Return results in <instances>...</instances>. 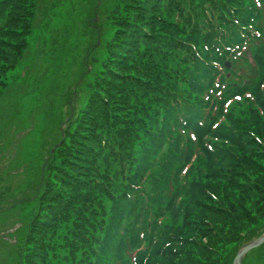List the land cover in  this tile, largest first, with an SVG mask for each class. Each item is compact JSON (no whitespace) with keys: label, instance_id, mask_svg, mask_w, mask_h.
Instances as JSON below:
<instances>
[{"label":"trees","instance_id":"1","mask_svg":"<svg viewBox=\"0 0 264 264\" xmlns=\"http://www.w3.org/2000/svg\"><path fill=\"white\" fill-rule=\"evenodd\" d=\"M37 3L0 0V91ZM109 19L17 264H234L264 227V0H119Z\"/></svg>","mask_w":264,"mask_h":264},{"label":"rangeland","instance_id":"2","mask_svg":"<svg viewBox=\"0 0 264 264\" xmlns=\"http://www.w3.org/2000/svg\"><path fill=\"white\" fill-rule=\"evenodd\" d=\"M117 1L38 0L29 47L0 91V264L18 263L17 248L35 212L38 171L69 119L67 99L77 98L79 104L85 99L89 76L76 83L84 49L95 42V34L109 38ZM92 18L102 26L99 33ZM92 65L93 71L100 68V63ZM255 235L253 241L264 235V227ZM262 245L251 249L242 264H264Z\"/></svg>","mask_w":264,"mask_h":264},{"label":"water","instance_id":"3","mask_svg":"<svg viewBox=\"0 0 264 264\" xmlns=\"http://www.w3.org/2000/svg\"><path fill=\"white\" fill-rule=\"evenodd\" d=\"M264 243V235L258 240L248 243L237 254L234 260V264H242V258L253 248H256Z\"/></svg>","mask_w":264,"mask_h":264}]
</instances>
